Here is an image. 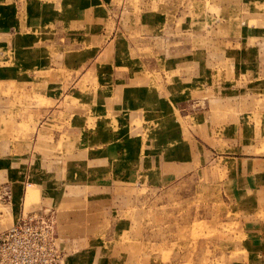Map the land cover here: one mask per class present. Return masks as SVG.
<instances>
[{"label": "crops", "instance_id": "0c3cea01", "mask_svg": "<svg viewBox=\"0 0 264 264\" xmlns=\"http://www.w3.org/2000/svg\"><path fill=\"white\" fill-rule=\"evenodd\" d=\"M195 1L203 6V11L194 16L196 21L188 19L180 29L178 13L184 0H139L141 14L138 18L128 17L133 26L115 36L114 20L109 16L112 0H0V87L12 83L45 99L68 97L78 102L70 120L74 145L69 159L61 154L51 158L39 153H53L55 147L49 143L37 144L39 152L30 150V146L25 149L24 144L0 143V235L20 220L53 213L58 219L63 264H107V257L110 264L124 261L118 250L114 256L106 250L109 246L120 249L121 245L116 244L124 242L130 231L129 222L121 218L126 212L112 207L116 202L114 185L145 181V172L150 170L147 165L156 168V145L164 144V150L172 146L167 138L166 142L157 143L158 132L147 142L142 133L147 113L160 111L164 99H182V95L195 99L196 92L205 99L226 97L223 81L219 82L215 75L216 71L221 72L220 67H205L204 63L202 70L200 63L190 59L184 64L175 62L185 54L194 56L195 45L190 41L199 38L197 46L202 44L201 53L206 59L207 51L221 56L227 42L240 53L238 56H247L249 41L256 39L261 58L252 69L260 79L264 77V0H230L234 2L233 9L223 7L224 0L209 2L210 7L206 6L207 0H187V4ZM224 17L228 25L221 27ZM243 18L254 24L252 30L240 31L245 37H239L238 27L231 24H240ZM126 19L122 23L127 28ZM215 20L216 28L212 27ZM196 25L204 28L201 37L194 36ZM207 25L210 27L205 32ZM169 39L172 49L168 60L163 50L164 40L166 44ZM235 68L240 74L242 63L238 62ZM201 71L203 78L199 80ZM89 77L91 83L85 84L84 79ZM249 88L262 89L256 92L264 93L260 82ZM48 135L44 133L43 137ZM185 147L182 149L187 154ZM207 152L203 153V168L211 166L212 152ZM165 156L170 162L166 164L171 165L160 166L162 174L163 170L180 174L196 162L188 159L176 164L173 152ZM96 189L105 194L91 195ZM69 200L85 201L90 209L76 208L74 215L59 214L60 207L67 206ZM262 204L264 207V198ZM116 213L120 217L117 221L113 218ZM263 213L257 215L261 220L252 214L240 245L256 264L264 259ZM94 229L100 234L91 237L88 233Z\"/></svg>", "mask_w": 264, "mask_h": 264}, {"label": "rangeland", "instance_id": "374dc122", "mask_svg": "<svg viewBox=\"0 0 264 264\" xmlns=\"http://www.w3.org/2000/svg\"><path fill=\"white\" fill-rule=\"evenodd\" d=\"M213 1L207 0L206 6L210 7L209 2L213 4ZM195 2L187 4V0H184V5L178 13L181 20L180 29L183 25L186 26L188 19L196 21L194 16L203 11V6ZM138 4L139 0L137 6L136 0H112L109 16L110 20H114L113 35L126 32L133 26L128 17L138 18L141 14ZM233 5V1H223V7L233 9ZM124 17L127 18V28L122 23ZM240 22L242 24H231L233 28L238 27L239 32L236 35L239 37L243 36L240 31L247 32L254 24L250 19L244 18L240 19ZM219 24L221 27L228 25L227 17ZM137 25L136 23L135 26ZM209 27L210 25H207L205 32H208ZM212 27H218V22ZM193 28L194 36L201 37L200 34L204 30L202 25ZM178 32L182 34L181 30ZM194 39L197 40L190 41L195 45L194 56L188 57L185 54L175 62L184 64L190 59L191 62L200 63L202 70L204 63L205 67H220L221 72L216 71L215 75L217 74L219 82L223 81L222 90L226 92V97L205 99L206 96H199L196 92L195 99H186L184 95L182 99H164L160 111L147 113L145 129H142L147 142L158 132L157 143H164L167 138L172 148L164 150L161 149L164 144H161L162 147L156 145V162L154 161L153 166L156 168L151 169L152 164H146L150 170L145 172V181L131 182L127 186L117 183L114 185L116 202L112 207L115 211L124 210L126 214H121V218L130 224V231L125 234L124 242L116 244V247L121 245L120 249H111L112 246L106 249L110 256H114L117 250L120 255H124V263L120 260L118 264L257 263L240 247L245 238L243 229L251 223L252 214L257 216L264 212V93L256 92L262 89L252 91L249 88L254 82H260L264 86V77L260 79L257 71L252 69L261 58L255 46L257 40L249 41L251 44L247 56H238L240 53L232 49L227 42L225 51L224 45L222 46L224 53L221 56L207 51L204 59L201 53L203 46H197L199 38ZM165 40L163 55L167 53L169 60L172 47L168 45L170 39L166 44ZM243 40L248 42L247 39ZM238 62L242 63L240 74L236 73L235 68ZM170 63L171 61L167 65L170 66ZM230 68H234V71ZM217 72L222 76H218ZM197 76L201 80L202 71ZM84 82L91 83L90 77L84 79ZM257 93L259 99H256ZM0 96V143L24 144L25 149L30 146V150L35 148V152L41 151V144L49 143L55 147L54 152L39 153L51 158L58 154L70 158L74 145L70 120L78 107L77 101H71L68 97L59 100L45 99L12 83L0 87ZM253 96L255 99H252ZM39 131L41 136L37 135ZM44 133L50 136L43 137ZM184 146L186 150L188 148L187 154L183 152ZM208 150L212 152L211 166L208 167L207 164V167L203 168V153H208ZM170 152L176 155L177 158L173 161L176 164H183L192 159L196 161L193 163L194 167L182 172L183 174L166 173L164 170L162 174L159 167L171 165L166 164L168 158L165 156ZM150 154L152 153L147 155ZM87 186L84 185V189ZM92 186L94 187L91 184ZM96 190L91 195L105 194L99 189ZM60 208L59 214L66 212L68 215H74L76 208L79 211L90 209L88 204L81 200H69L67 206ZM113 218L115 221L120 219L117 213ZM88 234L93 237L100 233L94 229ZM94 258L95 256L92 260ZM107 260V264H110L109 257ZM113 260L118 259L112 258ZM259 262L264 264V259Z\"/></svg>", "mask_w": 264, "mask_h": 264}, {"label": "built area", "instance_id": "2783aa9c", "mask_svg": "<svg viewBox=\"0 0 264 264\" xmlns=\"http://www.w3.org/2000/svg\"><path fill=\"white\" fill-rule=\"evenodd\" d=\"M57 216H31L0 235V264H63Z\"/></svg>", "mask_w": 264, "mask_h": 264}]
</instances>
